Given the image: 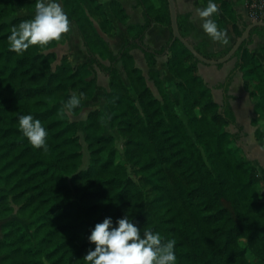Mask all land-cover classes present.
<instances>
[{
    "label": "trees",
    "instance_id": "1",
    "mask_svg": "<svg viewBox=\"0 0 264 264\" xmlns=\"http://www.w3.org/2000/svg\"><path fill=\"white\" fill-rule=\"evenodd\" d=\"M135 1L143 9L137 23L128 21L121 1L109 0L110 13L131 34L116 51L111 42L117 29L100 0H59L71 21L61 40L76 28L87 53L74 66L68 55L58 58L61 40L21 54L10 51L11 28L33 18L36 0H0L2 264H85L83 257L95 247L87 239L94 226L126 215L141 233L152 230L162 239H175L176 264H264V201L257 199L264 171L238 157L233 145L238 136L226 129L236 124L235 114L228 99L222 107L214 100L198 74L200 61L179 40L169 46L168 0ZM215 2L232 22L236 40L249 22L234 0ZM214 18L222 28L218 14ZM154 23L171 34L157 50L144 44ZM178 26L190 41L195 28L189 17L178 16ZM259 29L264 27L253 31ZM249 41L234 55L238 63L227 83L236 71L244 72L245 86L256 98L255 137L264 140V49L261 59ZM191 43L210 59L231 48L211 53L209 41ZM136 49L145 56L146 74L136 65ZM163 54L169 55L185 119L176 112L157 68ZM98 72L109 79L107 88L99 84ZM98 90L115 134L107 132L101 109L88 112L84 141L89 161L83 168L85 147L74 119L82 105L71 115L60 110L70 95L90 99ZM21 114L33 115L47 129V152L33 148L20 133ZM14 214L19 219L10 218Z\"/></svg>",
    "mask_w": 264,
    "mask_h": 264
},
{
    "label": "clouds",
    "instance_id": "2",
    "mask_svg": "<svg viewBox=\"0 0 264 264\" xmlns=\"http://www.w3.org/2000/svg\"><path fill=\"white\" fill-rule=\"evenodd\" d=\"M219 8L215 0L198 7L201 28L214 42L229 43L227 33L219 29L213 17ZM71 21L59 0H36L33 18L14 25L7 37L10 51L21 54L32 46L44 48L59 42L70 31ZM83 93L72 94L63 102L62 115H71L78 109ZM18 130L28 143L47 152V129L31 114L18 115ZM94 250L83 257L85 264H176L175 239H162L157 231L141 230L128 215L116 220L111 217L97 223L87 237Z\"/></svg>",
    "mask_w": 264,
    "mask_h": 264
},
{
    "label": "crops",
    "instance_id": "3",
    "mask_svg": "<svg viewBox=\"0 0 264 264\" xmlns=\"http://www.w3.org/2000/svg\"><path fill=\"white\" fill-rule=\"evenodd\" d=\"M113 20L117 34L115 39L111 42L114 50H118L131 36L126 27L118 22L109 10V0H100ZM121 1L127 12L129 13V22L137 23L143 20L142 7L136 6L135 0H119ZM239 7L245 21L249 24L253 21L249 15L248 0H234ZM178 16H188L189 20L194 25V32L189 36L193 43H201L204 40L210 42L208 50L211 53H219L230 48L235 42V37L232 29V22L224 15L218 5V16L223 23V27L219 28L227 33L229 43L223 45L219 42H214L201 28L202 21L196 14L198 7L206 6L205 0H175ZM215 20V18L213 17ZM264 19V17H263ZM254 30V29H253ZM251 31L249 48L262 59V49H264V30ZM171 34L167 27L154 23L144 38V44L157 50L166 45L170 40ZM137 67L143 73H147L148 64L143 52L139 49L133 51ZM169 55H160L157 57V68L160 71L161 79L164 82V87L170 95L173 106L179 114V108H182V96L177 88V79L169 72L168 69ZM238 63V58L234 57L228 62L219 65H208L199 63L197 71L202 76L205 82L211 89L214 100L221 105L225 104L228 99L231 110L236 117V124L227 126V131L238 136V139L233 144L239 149L242 157L249 160L252 164L257 166L260 172L264 171V140H257L255 137L256 127L252 125L251 120L254 117V105L256 98L250 95V89L245 86L244 72L236 71L230 83L227 80L231 73L235 70ZM100 75V73H99ZM100 79V78H99ZM100 83V82H99ZM152 85V84H151ZM264 193V192H263Z\"/></svg>",
    "mask_w": 264,
    "mask_h": 264
},
{
    "label": "rangeland",
    "instance_id": "4",
    "mask_svg": "<svg viewBox=\"0 0 264 264\" xmlns=\"http://www.w3.org/2000/svg\"><path fill=\"white\" fill-rule=\"evenodd\" d=\"M23 13H25V12L24 11H18V15L23 14ZM56 52L58 54L59 59L62 57L63 54L68 55L70 62L74 66L83 62L87 57V53H86V50L84 48L83 41H82L78 31L76 30V28H73L72 34L70 35L69 39H62L60 41L59 45L56 48ZM99 73H100V75H99ZM98 80L100 82L99 83L100 85H102L106 88L108 87L109 79L102 72H98ZM75 94H77V93H75ZM101 95H102V91L98 90L97 92H95V94L92 98L82 99V101H81L82 111L77 117H74V119L78 120V122H79L80 135H81L84 147H85L84 158H83V168H86L88 166V161H89L88 151L86 150V142L84 141V133H85V126H86L88 112L92 111L94 109H101L102 113H103V121L107 127V132L115 134V132L110 131V129L108 128L109 119H110L111 114H110V110H109L108 105L106 104L103 97H101ZM178 112H179L180 117L182 119H185V114L183 112V109L179 108ZM236 150H237L238 157L243 158L239 149H236ZM255 167L258 170V172L260 173L259 168L257 166H255ZM260 176H261L260 177L261 181L258 184V197H257V199L260 201H264V193H263L264 192V174L260 173ZM10 218L19 219V215L14 214ZM4 222H5V220H0V233H1V226L3 225ZM21 222L26 227H28L27 221L21 220ZM0 264H2V263L0 262ZM45 264H49V263L45 262Z\"/></svg>",
    "mask_w": 264,
    "mask_h": 264
},
{
    "label": "water",
    "instance_id": "5",
    "mask_svg": "<svg viewBox=\"0 0 264 264\" xmlns=\"http://www.w3.org/2000/svg\"><path fill=\"white\" fill-rule=\"evenodd\" d=\"M169 4V10H170V18H171V32H172V39L170 42V45H172L173 42L176 40L181 41L187 49L190 50V52L194 55L196 59H198L201 63L208 64V65H219L224 64L231 60L234 55L237 53L241 45L250 39L251 31L255 27H264V19L260 20H253L243 31L242 35L235 40L233 45L231 46L230 50L225 54L223 57L218 59H210L206 58L203 55H201L193 46V44L187 40L185 37L182 36L179 26H178V13L176 8V2L175 0H168ZM139 42V41H138ZM141 48L146 49L145 45L140 44ZM153 51V50H150ZM169 52V48L166 50V53Z\"/></svg>",
    "mask_w": 264,
    "mask_h": 264
},
{
    "label": "built area",
    "instance_id": "6",
    "mask_svg": "<svg viewBox=\"0 0 264 264\" xmlns=\"http://www.w3.org/2000/svg\"><path fill=\"white\" fill-rule=\"evenodd\" d=\"M249 15L253 20L264 17V0H248Z\"/></svg>",
    "mask_w": 264,
    "mask_h": 264
}]
</instances>
